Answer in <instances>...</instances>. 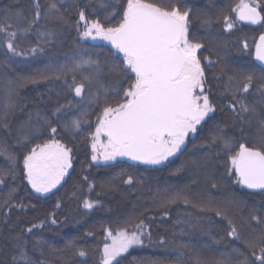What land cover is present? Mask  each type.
<instances>
[{
    "label": "snow or ice",
    "instance_id": "obj_1",
    "mask_svg": "<svg viewBox=\"0 0 264 264\" xmlns=\"http://www.w3.org/2000/svg\"><path fill=\"white\" fill-rule=\"evenodd\" d=\"M31 3L29 15L11 7L0 11V44L6 49L5 76L8 67L6 61L10 56L35 57L44 53V44H52L56 40L57 31L48 28L53 23L59 26L74 25L80 41H107L116 53L122 54V66L107 61L101 64L81 48L65 63H50L33 77L8 80L9 97L13 92L19 95L18 89L26 84L39 81H61L68 93L74 95L64 104L57 102L48 113L40 109L30 112L27 120L16 129V142L22 151L32 143L33 138L44 132L50 135L49 139L35 144L22 155V168L19 171L16 167L18 157L0 145V155H6L12 164L10 169L0 170V185H6V177L11 176L13 180H26L35 193H51L57 188L69 174V169L73 168L74 160L73 148L57 139V135L63 131L75 139L82 134L84 124L91 129L88 113L79 111L81 102L85 100L89 106L99 105L103 97L104 106L97 116L94 131L82 136L85 143L90 141V159L94 163H107L126 157L144 165H161L186 147L190 133L196 134L204 124L213 120L212 114L217 112V104L210 98L211 87H206L209 81L205 67L214 66L218 61H213L211 56L202 57L199 53L206 45L190 39V10L178 4L164 6L155 0H119L118 3L96 0V4L106 13L103 21L90 18L92 13H86L85 8H81L77 13L78 19L73 20L65 14L64 0H45L44 3L31 0ZM88 7L94 5L89 4ZM230 11L236 14V20L264 24V0H239ZM116 17L118 20L113 24L112 20ZM221 22L224 31H231L235 27V21L228 14L223 15L222 21H216ZM211 23V20L204 21L205 26ZM29 36L35 37V44L22 46ZM248 48V43L244 42L243 49ZM254 55L264 65V34L255 44ZM105 69L123 74L131 81L123 90L121 99L114 104L108 101V89L102 81ZM129 74H133L134 79ZM221 74H224V69H221ZM13 84L15 87H12ZM252 90L264 98V74L256 76L253 73L234 72L228 75L222 95L230 96L225 108L233 113L234 126L259 121L261 135L258 145L236 141L229 136L225 127L213 122L206 144L201 147H207L210 151L219 149L227 155L225 166L229 176L235 177L234 183L264 193V104L258 111L255 104L245 102ZM15 109L16 104L9 99L0 115V128L9 134L8 117ZM74 109L79 111V115L65 119ZM56 123H60L59 129L53 126ZM124 175L127 179L123 183L132 185L134 176L124 172L120 174ZM118 178L113 177L114 180ZM82 180L89 192L94 190L95 184L89 181L87 175ZM101 187L111 188V181L102 183ZM211 187L215 189L217 184L213 183ZM15 191V188L9 189L5 206H9ZM178 202L200 212L212 211L216 217L226 221L227 237L242 245L232 247L227 264H264V208H251L245 218L235 201L212 207L213 201L208 197L201 195L193 200L185 190L166 195L162 204L166 206ZM97 204L98 200H83L85 209H93ZM28 206L21 202L14 207L24 209ZM59 207L60 203L57 202L56 208ZM164 214L167 215L166 212ZM49 218L51 223H56L54 218ZM44 224V220L34 223L14 237L13 254L8 264H47L35 257L39 240L33 238L30 247L28 239L34 229L43 228ZM147 228L143 219L138 223H126L116 229L115 234L112 229L105 228L100 264H121L123 255L134 245H143L145 237L151 242L152 234L146 231ZM159 243L163 245L165 241L161 238ZM87 254L83 249L77 252L80 257ZM180 258L178 256L177 259ZM0 264L5 262L0 260ZM149 264L159 262L151 261ZM196 264L206 262L197 260ZM216 264L225 262L217 261Z\"/></svg>",
    "mask_w": 264,
    "mask_h": 264
},
{
    "label": "trees",
    "instance_id": "obj_2",
    "mask_svg": "<svg viewBox=\"0 0 264 264\" xmlns=\"http://www.w3.org/2000/svg\"><path fill=\"white\" fill-rule=\"evenodd\" d=\"M41 2L44 3L45 0ZM112 2L118 3L119 0ZM155 2L164 6L178 4L183 9L190 10V39L206 45L199 53L202 57L211 56L213 61H218L214 66L205 67L209 81L206 87H211L210 98L217 104V112L212 114L213 120L204 124L202 130H198L193 136L189 135L186 147L163 165L148 166L121 159L95 165L90 159V141L85 143L82 136L87 135L88 131H94L97 116L104 106L103 97L99 105L89 106L87 100L82 101L79 111L88 113L87 119L92 127L89 129L88 124H84L82 134L77 135L75 139L63 131L57 135V139L73 148L74 157L73 168L69 169V174L61 184L44 196L35 193L26 180H13L11 176L6 177V185H0V260L5 264H8L13 254L14 237L41 220L45 221L44 227L34 229L28 239L30 247L34 242L33 238L39 240L35 257L46 261L47 264H100L105 228L112 229L115 234L116 229L126 223H138L140 219L148 225L146 231L151 232L152 241L149 242L145 237L143 245H134L123 255L121 264H149L151 261H158L159 264H196L197 260L206 264H216L217 261L227 264L232 247H242L227 237L226 221L216 217L214 212H200L196 208L186 207L182 202L164 206L162 201L166 195L185 190L193 200L201 195L208 197L213 201L212 207L235 201L236 205H239L240 214L245 218L251 208H264V193L249 192L234 183V176H229L225 166L228 157L225 153L219 149L210 151L207 147H201L206 144V137L213 122L225 127L229 136L234 137L236 141L258 145L261 135L259 121L234 126L233 113L225 108L230 96L222 93L228 75L234 72L253 73L256 76L264 74V69L254 61L255 44L259 36L264 34V24L245 26L239 23L236 14L230 11L239 0ZM89 4L94 7H88ZM9 7L21 10L25 15L32 11L31 0H0V11ZM63 7L67 9L65 14L73 20L78 19L77 13L81 8H85L86 13H92L90 18L103 21L106 16L105 11L96 4V0H64ZM224 14L230 15L235 21V27L231 31H224L222 22L216 23L217 20L222 21ZM117 20L118 17L114 18L112 23ZM205 20H211V25L205 26ZM48 28L57 31L56 40L52 44H44V53L35 57H11L9 54L6 76V49L0 44V115L9 99L16 104L14 113L8 117L11 134L0 128V145L18 157L17 171L22 168V155L35 144H42L50 135L44 132L33 138L32 143L22 151L16 142V129L27 120L30 112L34 113L40 109L48 113L57 102L64 104L72 99L74 94L68 93L61 81H39L26 84L18 89L19 95L13 92L9 97L7 81L33 77L38 70L44 69L50 63H65L81 48L87 50L92 58L98 59L101 64L107 61L109 64L122 66V56L116 53L115 49L102 42L92 44L89 40L80 41L74 25L59 26L53 23L49 24ZM244 42L249 45L247 50L243 49ZM34 44L35 37L29 36L22 46ZM221 69H224V74H221ZM129 75L134 79L133 74ZM102 81L108 89L107 99L113 104L121 99L123 90L131 82L123 74L111 73L107 69ZM12 87H15V84ZM245 102L255 104L260 111L264 98L252 90L246 96ZM79 111L72 110L65 119L78 116ZM53 126L59 129L60 123ZM11 167L7 156L0 155V170H8ZM122 172L134 176L132 185L123 183L127 176H120ZM85 175L95 184L91 192L82 180ZM113 177L119 178L114 180ZM109 181L111 188L101 187L102 183ZM213 183L217 184V188L211 187ZM10 188H15L16 191L12 193L13 198L9 201V206H5L4 201L9 197ZM84 199L98 200L99 204L93 209H85ZM21 202L29 206L24 209L14 207ZM57 202L60 203L59 208H56ZM49 217L54 218L56 223H51ZM161 238L165 241L163 245L159 243ZM81 249L88 253L87 256L77 255ZM178 256L181 257L179 260Z\"/></svg>",
    "mask_w": 264,
    "mask_h": 264
},
{
    "label": "water",
    "instance_id": "obj_3",
    "mask_svg": "<svg viewBox=\"0 0 264 264\" xmlns=\"http://www.w3.org/2000/svg\"><path fill=\"white\" fill-rule=\"evenodd\" d=\"M238 22L241 23L242 25H245V26H258V25H260V24H250V23H248L247 21H239V20H238ZM258 41H259V38L257 39L256 43H257ZM89 42L92 43V44H98V43L102 42V43H104L106 46L112 48V46H111L107 41H102V40H95V41H92V40H89ZM113 49H114V48H113ZM254 53H255V50H254ZM120 55L122 56V54H120ZM254 61H255V63H256L259 67H261L262 69H264V65H262L259 61H257V60L255 59V55H254ZM118 159L130 161V160H128L126 157H125V158H118ZM130 162H132V163H136V164H140L139 162H134V161H130ZM241 187H242L243 189L249 191V192H253V193H258V192H260V191H258V190H249V189H247V188H245V187H243V186H241Z\"/></svg>",
    "mask_w": 264,
    "mask_h": 264
},
{
    "label": "rangeland",
    "instance_id": "obj_4",
    "mask_svg": "<svg viewBox=\"0 0 264 264\" xmlns=\"http://www.w3.org/2000/svg\"><path fill=\"white\" fill-rule=\"evenodd\" d=\"M189 135L193 136L194 134H191V133H190ZM110 162H112V161H110ZM110 162H107V163H110ZM166 162H167V161H166ZM166 162H164L163 164H165ZM107 163L102 162V161H101L100 163H94V162H93V164H95V165H96V164H107ZM163 164H161V165H163ZM148 166H159V165H148ZM61 182H62V181H61ZM29 186H30V185H29ZM58 186H59V185H57V187H58ZM53 190H54V189H53ZM53 190H52V191H53ZM33 191H34V190H33ZM37 194L44 196V195H47V194H49V193H43V194H41V193H37ZM108 242L110 243V241H108Z\"/></svg>",
    "mask_w": 264,
    "mask_h": 264
}]
</instances>
